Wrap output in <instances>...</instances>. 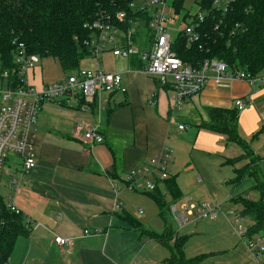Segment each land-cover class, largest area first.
Here are the masks:
<instances>
[{
	"label": "crops",
	"instance_id": "crops-1",
	"mask_svg": "<svg viewBox=\"0 0 264 264\" xmlns=\"http://www.w3.org/2000/svg\"><path fill=\"white\" fill-rule=\"evenodd\" d=\"M106 59L118 66L107 69ZM84 65L121 73L125 90L103 91L90 103L59 99L42 105L34 130L36 167L30 173L21 169L11 176L20 165H8L5 174L13 179L21 175L14 186L1 173L0 191L4 187L6 197L0 194L22 212L32 228L30 234L17 237L4 264H166L169 256L160 248H169L170 242L149 236L156 232L150 225H160V221L146 214L149 201L141 203L149 200L143 195L147 192L130 189L127 173L165 148L171 150L169 168L175 150L184 143L177 137L186 141L190 129L196 132L193 149L199 152L221 156L224 163L243 154L242 147L224 134L200 126L208 120V107L237 109L238 98L248 103L239 111L238 132L260 160L264 157V86L211 79L200 93L186 98L183 107L173 111L169 89L159 87L157 77L142 72L136 57L127 60L107 49L99 57L89 56ZM42 70L35 65L26 73L37 89L66 77L45 79ZM182 124L183 130L179 129ZM91 125L99 126L104 142L85 144L84 133ZM248 162V158L242 159L241 165L233 166L234 172ZM183 169L201 170L196 162ZM259 169L258 163L257 174ZM168 173L176 177L183 194L179 174L169 169ZM158 188L166 189L164 180ZM167 224L164 220L161 233ZM56 235L72 239L73 248L58 246ZM147 247L156 249L158 260L142 259Z\"/></svg>",
	"mask_w": 264,
	"mask_h": 264
},
{
	"label": "built area",
	"instance_id": "built-area-1",
	"mask_svg": "<svg viewBox=\"0 0 264 264\" xmlns=\"http://www.w3.org/2000/svg\"><path fill=\"white\" fill-rule=\"evenodd\" d=\"M174 1L176 0H133L132 9L142 14L138 19L132 18L127 11L100 12L96 19L85 24V28L90 31L86 44L92 56L99 57L105 50L112 49L115 56L127 60L136 57L142 62L140 67L142 72L157 77L159 87L168 86L173 111L181 109L186 98L200 93L211 79L216 83L243 80L252 87L264 86V72L252 74L243 69L232 71L225 61L219 59L207 58L198 64L183 61L173 49V43L180 34L185 35L188 45L199 41L198 27L205 22L207 12L202 8L201 0H192L198 6L197 12H192L186 4L187 0H183L185 7L179 12ZM232 1L212 0V4L227 8ZM143 15L148 17L146 26L142 19ZM127 20H130L132 25L124 29L122 25ZM179 22L184 23V28L178 30L176 24ZM238 28L240 26L236 24L233 33ZM170 29L178 31L175 39L169 33ZM40 59L36 54H28L24 44L21 43L15 55L17 66L0 72V178L9 150L21 157L23 173H30L36 167L34 130L42 105L59 99L71 103L78 101L90 103L103 91L125 90L122 86L121 73L81 68L60 81L37 89L29 82L26 73L39 63ZM211 72H214V75H211ZM16 74H22L24 77L13 78ZM235 106L241 111L248 106V103L238 98L235 100ZM179 129L183 130L185 126L179 125ZM104 140L99 126L91 125L86 128L85 144L92 146ZM170 159L171 150L165 148L148 162L129 171L125 179L130 189L155 190L158 181L169 178ZM17 182L18 179L14 178L13 186ZM180 200L186 202L178 207ZM180 200L169 207L180 226L188 222L189 215L216 218L219 214L218 208H221V205L212 208L210 203L202 205L189 203L192 200L189 196ZM7 204L10 208L20 211L12 202ZM243 218L241 213H237L236 218L230 219L234 224L240 225ZM54 241L67 250L73 248V241L70 238L56 235ZM247 245L256 257H264V236L250 240Z\"/></svg>",
	"mask_w": 264,
	"mask_h": 264
},
{
	"label": "trees",
	"instance_id": "trees-1",
	"mask_svg": "<svg viewBox=\"0 0 264 264\" xmlns=\"http://www.w3.org/2000/svg\"><path fill=\"white\" fill-rule=\"evenodd\" d=\"M133 0H0V67L1 71L16 67L15 55L23 43L28 54H36L41 59L52 57L70 75L80 68L81 61L92 56L86 40L90 34L85 24L96 19L100 12L115 13L127 11L132 18L141 17V12L131 7ZM180 12L185 7L183 0L174 1ZM206 10V20L199 27L200 40L188 45L185 35L180 34L173 43V49L183 61L200 63L209 59L225 61L230 69H243L252 74L264 72V0H233L227 8L212 4V0H201ZM134 16V17H133ZM144 26L148 17L142 16ZM238 28L235 33V25ZM132 23L127 20L122 27L130 28ZM135 58V57H134ZM140 61V60H139ZM140 66L142 62L140 61ZM67 75V76H68ZM24 77L16 74L13 78ZM169 89L168 86L165 87ZM208 120L200 126L227 136L228 141L237 143L243 154L228 162L249 159V162L236 168L239 183L245 175L255 177L254 189L258 198L238 196L236 201L243 205L242 215L248 216L253 222L250 234L264 231V180H260L256 167L259 157L248 142L238 132V109L226 107H208ZM160 181H158L159 184ZM164 186L174 198V202L183 197L177 185L176 177L164 180ZM160 208V215L166 223V204L162 191L158 188L149 193ZM31 225L25 221L21 211L10 208L0 194V264L8 261L17 237L30 234ZM155 240L170 242L172 256L169 264H196L199 259H188L184 253L187 236L174 232L170 223L163 233L149 232Z\"/></svg>",
	"mask_w": 264,
	"mask_h": 264
},
{
	"label": "rangeland",
	"instance_id": "rangeland-1",
	"mask_svg": "<svg viewBox=\"0 0 264 264\" xmlns=\"http://www.w3.org/2000/svg\"><path fill=\"white\" fill-rule=\"evenodd\" d=\"M186 4L191 8L192 12L198 11V6L195 1L192 2V0H187ZM176 26H178V30L182 29L184 28V23L179 22ZM177 32L178 31L173 29L169 31L173 39H175ZM87 59L88 57L83 59L79 68H87V66L84 65ZM105 65L107 69H109V67L118 66L115 61H110L109 59H106ZM36 66H41L43 68L42 73L45 79H57L68 75L67 72L63 71L60 63L52 57L40 59V62L37 63ZM190 133L186 141L177 137V139L184 141V143H180L179 151L174 149V159L168 169L173 174H179V180L181 183L183 182L182 188L185 191L183 196H191L192 198L189 203H194L196 205L210 203L212 208H217V205H221V208H218L219 214L213 219L210 217L201 218L196 215H189L188 222L182 226L175 220L169 208H165V217L168 223L173 226L174 232L181 236H187L184 245L185 256L188 259H199L196 264H264V257H256L247 245L250 240H255L258 236H264V231L261 230L251 235L249 228H251L253 222L248 216L243 215L244 218L240 222L241 228L239 224H234L230 219L236 218L237 213H241L243 210V205L236 201L238 196L241 195L249 199L258 198V192L253 187L256 181L255 177L245 175L239 183L234 182L237 174L234 172L233 166L236 165L238 167L237 164L241 165L239 162H241L242 159L233 163L228 161L224 163L221 156L199 152V150L193 149V139L196 132L194 129H190ZM7 155L8 162L5 160L3 163L4 166L2 167V179L8 181L11 179L13 180V177L11 178L8 174L4 173V171L8 169V165H12L14 162L18 164V166L20 165L18 170L11 172V176L17 171H19L20 174L22 165L21 157L16 152L9 150ZM192 162H196V164L200 166V172L197 170L190 172L184 171V166ZM259 166V179L264 180V157L259 160ZM20 176H17V179H19ZM200 176H202L203 179H200ZM154 191L155 190H139V192H147L143 195L144 198L149 200H144V202L141 203L144 205L145 201H149L145 206L147 210L146 214H149L152 220L156 219L160 221V225L151 224L149 228L161 233L164 220L159 215V207L156 206L157 204L151 199L153 197L148 194L154 193ZM0 193L4 194L6 197L4 187L1 188ZM162 195L167 205L174 202V198L167 189L162 192ZM184 202H186V200H180L178 202V207H181V204ZM228 212H232V214H227ZM146 214L144 216H146ZM173 244L174 241L172 242L171 240L170 246ZM160 250L164 255L167 253L169 259L171 258V247L167 248L164 246L160 248ZM150 257H152L153 261L158 260L156 249L150 250L147 247L142 253V259H150Z\"/></svg>",
	"mask_w": 264,
	"mask_h": 264
}]
</instances>
